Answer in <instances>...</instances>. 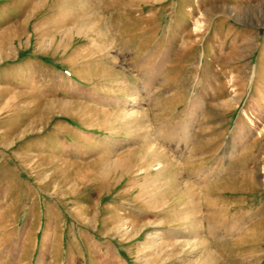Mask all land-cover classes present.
Returning a JSON list of instances; mask_svg holds the SVG:
<instances>
[{
    "label": "rangeland",
    "instance_id": "1",
    "mask_svg": "<svg viewBox=\"0 0 264 264\" xmlns=\"http://www.w3.org/2000/svg\"><path fill=\"white\" fill-rule=\"evenodd\" d=\"M0 264H264V0H0Z\"/></svg>",
    "mask_w": 264,
    "mask_h": 264
}]
</instances>
